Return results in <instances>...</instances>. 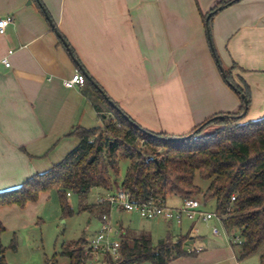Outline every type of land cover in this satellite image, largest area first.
I'll use <instances>...</instances> for the list:
<instances>
[{
	"label": "crops",
	"instance_id": "obj_1",
	"mask_svg": "<svg viewBox=\"0 0 264 264\" xmlns=\"http://www.w3.org/2000/svg\"><path fill=\"white\" fill-rule=\"evenodd\" d=\"M219 1L0 0V19L13 18L0 34V192L60 163L79 145L71 135L75 128L102 127L114 118L100 116L84 87L65 85L76 72L94 79L133 121L155 133L184 135L214 115L238 113L241 100L219 70L203 21ZM212 41L224 68L236 63L246 70L233 76L250 87L248 120L264 117V0L220 10ZM123 179L115 178L114 188ZM98 191L97 200L107 193ZM154 223L139 232L117 228L152 236L158 226L175 224Z\"/></svg>",
	"mask_w": 264,
	"mask_h": 264
},
{
	"label": "trees",
	"instance_id": "obj_2",
	"mask_svg": "<svg viewBox=\"0 0 264 264\" xmlns=\"http://www.w3.org/2000/svg\"><path fill=\"white\" fill-rule=\"evenodd\" d=\"M240 1L220 0L203 15L211 36L219 8L225 9ZM40 9L44 13L41 6ZM210 47L214 58L220 60L214 45L210 44ZM220 64L223 66L221 60ZM237 69L243 71L236 63L230 69L224 68L226 78H223L241 100L238 113L214 115L184 135L144 129L116 102L113 101L118 110L111 106L109 100L112 99L94 79L86 78L84 93L92 100L96 111L100 116L111 113L114 118L105 121L102 127L75 128L71 135L79 139L78 147L49 171L29 178L17 188L0 192V207H25L29 202L38 201L42 193L56 190L64 215H73L68 198L75 195L80 199V212H96L101 219L102 215L110 214L109 205L88 204V196L94 189L113 190L114 179L120 175V162L123 160L130 161V166L120 186L139 202L200 195L202 190L195 183L199 174L210 183L203 199L207 203L215 202L216 211L224 217L223 224L229 234L239 233L241 243L233 244L238 249V260L263 250L260 263L264 264V117L248 120L252 93L242 77H239L240 83L235 80L233 72ZM243 96L249 104L244 118H217L239 116L244 110ZM234 196L236 200L232 202ZM4 231L0 221V264H7L6 249L1 242ZM187 239L182 237L173 242L167 238L154 243L148 233L128 232L122 236L120 256L115 261L109 256L107 263L168 264L182 257L197 255V252L185 250ZM85 244L83 242L78 251L64 247L70 264H86L88 248L85 249ZM12 249H16L15 242Z\"/></svg>",
	"mask_w": 264,
	"mask_h": 264
},
{
	"label": "rangeland",
	"instance_id": "obj_3",
	"mask_svg": "<svg viewBox=\"0 0 264 264\" xmlns=\"http://www.w3.org/2000/svg\"><path fill=\"white\" fill-rule=\"evenodd\" d=\"M239 66V65H238ZM240 67V66H239ZM242 73L246 72L241 68ZM239 70V69H237ZM208 129H211L208 127ZM130 161L120 162L119 178H124ZM196 185L202 190V194L192 196L198 198L202 204V209L207 212H215L214 201L206 202L203 194L209 186V182L203 180L199 174L196 175ZM119 187V186H118ZM117 189V185L113 190ZM98 189H94L88 196V204L97 201ZM68 202L74 210L73 215L66 216L62 212L59 194L56 190L42 193L36 202H29L25 207L18 205L6 206L0 209V220L5 228L1 235V242L5 247V258L7 264H70L69 257L65 256V246L71 250L78 251L82 243H88L93 239L100 229L101 221L97 213L80 212V199L78 196H70ZM182 199L170 197L167 199L169 207H179ZM111 222L114 227H129L137 232L148 230L149 225H154V221L141 219L136 214L114 209L111 213ZM91 219V223H89ZM152 233L154 243L160 239L169 237L176 242L182 237H192L185 242V250L195 248H205L206 251L199 255L176 259L171 264H209L219 261L218 264H261L263 250L243 259L238 260L237 248L233 246L235 237H239L238 232L230 234L215 219L208 222H193L184 220L182 226L173 224L170 228L162 225ZM219 230V235L213 234V228ZM200 237V238H199ZM196 238V241L194 242ZM197 238H199L197 240ZM86 240V241H85ZM89 241V242H88ZM15 242L16 249H12ZM86 251V250H85ZM114 261L117 258L113 259ZM108 257L100 258L99 262L88 255L86 264H108ZM142 264H151L145 262Z\"/></svg>",
	"mask_w": 264,
	"mask_h": 264
},
{
	"label": "built area",
	"instance_id": "obj_4",
	"mask_svg": "<svg viewBox=\"0 0 264 264\" xmlns=\"http://www.w3.org/2000/svg\"><path fill=\"white\" fill-rule=\"evenodd\" d=\"M12 22L13 18L11 16L0 19L1 35L5 34L7 28L12 24ZM9 54H12V52L10 51ZM2 62L6 67H10L11 65L8 58H4ZM85 84L86 77L80 72H76L71 79L65 81V85L69 88L74 85L83 87ZM235 200V196L232 197V202ZM97 204H108L110 212L114 209H118L130 214H136L142 219L149 221L164 220L166 222H172L178 226H182L184 220L193 222H208L215 219L222 227H224V217L217 211H204L202 209V202L198 198L194 197L183 199L182 204L179 207L172 208L167 205V200L163 198L150 199L145 202L133 200L132 194L128 190L119 186L116 190L109 191L105 195L101 196L97 200ZM213 234L219 235V230L216 227L213 228ZM122 235V231L112 225L110 215H102L100 229L89 242L87 254L92 256V259H95L98 262L100 258H106L109 256L112 258H118L121 253ZM235 243H241V239L239 237H235L234 244ZM202 251V248L195 247L188 250L190 253H200Z\"/></svg>",
	"mask_w": 264,
	"mask_h": 264
},
{
	"label": "water",
	"instance_id": "obj_5",
	"mask_svg": "<svg viewBox=\"0 0 264 264\" xmlns=\"http://www.w3.org/2000/svg\"><path fill=\"white\" fill-rule=\"evenodd\" d=\"M222 9H224V7H220L219 8V10H222ZM43 11H44V13H45V15H46V17H47V19H48L51 27L53 28V30L55 31L56 35L58 36V38L63 42V44L65 45V47H67V49L70 51V49L68 47L69 46L68 43L66 42V40L64 39V37L61 35V33L58 31V29L56 28L55 24L53 23L51 17L48 15V13H47V11H46V9L44 7H43ZM212 14L213 13H211L208 16L207 22H209ZM207 33H208L209 42L212 45L213 44V41H212V36H211V33H210V29L208 27V23H207ZM213 51H214V48H213ZM216 62H217L218 66H219V68H220V70L222 72L223 77L226 78V74H225V71H224V67L220 64V60L218 58L216 59ZM106 98L108 99V97H106ZM243 99H244V110H243V112L239 116L229 117V116H225L224 115V116H219L217 118H227V119H232V120H238V119L244 118L247 115V113H248L249 104H248V100L244 96H243ZM109 103H110L111 106H113L115 109L118 110V107L115 105V103L113 101H110L109 100ZM125 117H126V119H129V117H127V116H125Z\"/></svg>",
	"mask_w": 264,
	"mask_h": 264
}]
</instances>
